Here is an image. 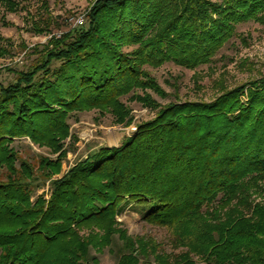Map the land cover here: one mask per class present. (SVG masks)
Here are the masks:
<instances>
[{
    "label": "trees",
    "instance_id": "16d2710c",
    "mask_svg": "<svg viewBox=\"0 0 264 264\" xmlns=\"http://www.w3.org/2000/svg\"><path fill=\"white\" fill-rule=\"evenodd\" d=\"M34 1L32 13L33 0H0L50 36L0 85V264H99L91 252L111 248L116 264H264V75L232 89L218 81L208 102L160 104L154 96L169 95L146 69L210 64L237 25L264 26V0H89L65 31L47 0ZM124 98L153 118L120 146L59 178L60 159L41 157V177L18 161L12 144L23 138L58 153L74 112L123 123ZM47 180L46 199L35 191ZM127 204L166 232L172 252L120 229Z\"/></svg>",
    "mask_w": 264,
    "mask_h": 264
},
{
    "label": "rangeland",
    "instance_id": "374dc122",
    "mask_svg": "<svg viewBox=\"0 0 264 264\" xmlns=\"http://www.w3.org/2000/svg\"><path fill=\"white\" fill-rule=\"evenodd\" d=\"M47 1L52 15L58 18L62 26L60 31L77 26V21L84 17L90 3L89 0ZM38 6L39 3L33 0L32 13ZM52 31L53 35L60 33L55 29ZM49 38V35H38L31 29L30 20L24 10L10 13L0 6V48L6 49L7 45L11 44V51L0 57V85L7 86L14 81L15 72L25 71L33 59L30 56L32 49L37 45L45 44ZM146 69L169 95L164 100L154 96L160 104L174 101H211L220 91V87L215 85L218 81H221L224 87L232 89L258 78L259 75H264V26L254 22L237 25L235 36L214 56L213 61L195 71L171 63L157 69L148 67ZM123 103L130 109L123 123H117L110 113L98 110L70 114L67 120L69 137L60 143L62 147L58 153L52 154L49 148L39 147L28 138L15 140L12 147L18 153V161L23 160L31 165L34 175L41 177L42 171L38 169L41 157L52 161L60 159L59 172L54 176L59 178L74 164L85 160L95 151L120 146L136 132L140 123L153 118V112L149 109L130 102L127 98L123 99ZM62 152L63 157H61ZM1 177L3 174H0ZM43 183V187L37 189L35 194L43 193L47 199L49 180ZM136 208L127 204L117 218L120 229L125 230L132 237L150 238L161 243L167 253L172 252L166 232L144 223ZM91 253L98 258L99 264L117 262L115 248Z\"/></svg>",
    "mask_w": 264,
    "mask_h": 264
},
{
    "label": "built area",
    "instance_id": "2783aa9c",
    "mask_svg": "<svg viewBox=\"0 0 264 264\" xmlns=\"http://www.w3.org/2000/svg\"><path fill=\"white\" fill-rule=\"evenodd\" d=\"M83 22V18H80L78 21H77V24H81Z\"/></svg>",
    "mask_w": 264,
    "mask_h": 264
},
{
    "label": "bare ground",
    "instance_id": "6f19581e",
    "mask_svg": "<svg viewBox=\"0 0 264 264\" xmlns=\"http://www.w3.org/2000/svg\"><path fill=\"white\" fill-rule=\"evenodd\" d=\"M113 142L115 143V141L113 140Z\"/></svg>",
    "mask_w": 264,
    "mask_h": 264
}]
</instances>
